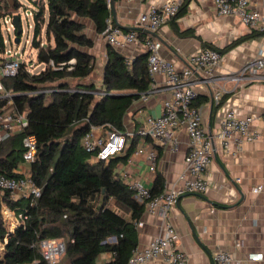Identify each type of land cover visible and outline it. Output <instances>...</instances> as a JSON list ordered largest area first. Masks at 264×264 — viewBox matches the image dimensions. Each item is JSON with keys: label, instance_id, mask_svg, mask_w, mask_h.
Instances as JSON below:
<instances>
[{"label": "trees", "instance_id": "trees-1", "mask_svg": "<svg viewBox=\"0 0 264 264\" xmlns=\"http://www.w3.org/2000/svg\"><path fill=\"white\" fill-rule=\"evenodd\" d=\"M31 1L35 4L31 13L36 63H44L46 67L33 73L30 63L20 61L17 75L1 78L5 89L12 94L15 109L27 112L29 126L0 143V173L20 175L23 137L33 134L37 152L28 168L42 193L36 199L30 196L12 201L9 191L0 192V240L4 241L8 233L2 205L17 208L29 216L25 225L8 236L0 264H25L41 259L38 243L43 238L65 239L66 253L59 264H97L104 252L113 253L106 264H126L137 245L136 224L146 204L134 196L116 167L121 158H129L139 137L130 139L123 154L95 162L83 149L81 139L92 125L125 129V115L151 85L148 54H140L129 62L108 43L101 85L97 86L96 58L90 52L95 40L87 33V21L91 20L96 32L102 35L111 17L110 0ZM23 7L21 0H13L12 4L9 0H0L2 54L8 48L3 18L18 13L22 23ZM184 9L180 8L177 16ZM173 26L180 35L191 33ZM14 32L17 36V31ZM137 32L140 37L147 34ZM252 36L251 33L238 37L223 48L204 45L223 54ZM50 61L60 67L53 68ZM7 102L8 98L0 97V109ZM153 182L152 192H161L165 188L163 173L157 172ZM111 236L117 240L109 242Z\"/></svg>", "mask_w": 264, "mask_h": 264}, {"label": "crops", "instance_id": "crops-1", "mask_svg": "<svg viewBox=\"0 0 264 264\" xmlns=\"http://www.w3.org/2000/svg\"><path fill=\"white\" fill-rule=\"evenodd\" d=\"M166 1L115 0L116 19L109 4L111 20L124 26H139L137 21L143 11L153 6L160 7ZM177 1L180 8H185L184 12L163 24L156 32L162 42L161 55L174 62L178 70L189 67L191 55L206 48L205 43L223 48L238 37L253 34L224 52L208 78L196 81L197 96L194 103L198 104L203 126L209 133L215 135L224 112L235 108L241 116L259 115L251 123V129L256 130L259 136L254 141H245L240 150L235 140L231 141L229 150H225L216 140L214 159L207 172L208 189L203 193L181 196L168 212L167 217L179 234L176 245L188 254L186 264H214L213 256L219 250L229 251L233 255L232 264H264V260L248 259L251 252L264 253V190L254 191L255 187L264 185V79L244 78L237 82L226 78L237 73L249 60L264 57V32L260 30V24L249 26L237 15L219 16L213 0ZM251 5L264 12V0H251ZM174 24L179 30H190L191 33L178 34ZM87 33L95 40L90 52L96 58V63L100 64H97L100 68L97 83L101 85L108 42L96 32L91 20L87 21ZM139 38L138 42L117 49L129 59L147 53L142 43L144 36ZM155 81L157 87L143 104L149 113L158 116L162 113L163 101L171 95V91L163 86L164 75H156ZM222 87L226 88V92L221 103L216 104L214 97ZM130 110L124 119L127 126L133 127L135 124ZM177 138L179 147L176 151L157 146L159 161L156 173H163L165 187L173 186L185 169L189 146L185 128L177 130ZM119 164L123 166L121 174L138 178L149 187L153 186L156 173L150 172L144 156L133 158L132 161L121 158ZM23 167L29 171L28 166L22 163L19 168L23 170ZM141 221L142 224H136V238L137 245L143 246L161 233L164 220L161 214L152 213L146 208ZM112 258L111 252H104L97 264H106ZM147 264L166 262L159 258Z\"/></svg>", "mask_w": 264, "mask_h": 264}, {"label": "built area", "instance_id": "built-area-1", "mask_svg": "<svg viewBox=\"0 0 264 264\" xmlns=\"http://www.w3.org/2000/svg\"><path fill=\"white\" fill-rule=\"evenodd\" d=\"M214 8L219 16L237 15L242 22L249 26H257L264 32V12L251 5V0H213ZM180 10V3L177 0H167L160 7H150L143 11L138 18V25L144 29L157 31L163 24L177 16ZM28 12H25L27 15ZM4 27L7 32L16 30L13 23V14H7L3 18ZM105 40L113 46L121 47L139 41V34L136 30H127L108 20V27L102 34ZM143 45L148 54V72L151 77V85L147 92L143 93L140 99L136 100L130 110L133 123L132 126L125 124V129H118L112 125H92L82 139L83 149L91 155L92 161H107L112 157L123 154L129 146L131 138L138 136L139 140L132 154L130 161L136 157L144 156L147 160L149 170L156 173L159 161L158 145L169 147L176 151L179 147L177 130L185 128L189 137L188 151L185 156V169L180 174L173 186L165 187L161 192L154 194L151 187L145 185L138 178L129 177L120 173L123 166L120 164L116 171L133 190L134 196L144 201L148 211L159 213L164 223L161 233L154 236L150 242L140 246L136 245L126 264H147L155 259H162L166 264H186L188 254L178 249V231L169 221L167 215L177 200L186 194L203 193L208 189L209 182L207 172L214 159L216 140L225 149H230V143L235 140L238 149L242 148L245 141L251 142L258 138L259 133L251 129V123L259 117L258 114H247L241 116L235 108H229L224 112L218 131L209 133L203 126L201 110L194 104L197 92L195 83L197 80L208 78L217 65L222 53L215 48H202L193 53L190 57L189 67L178 70L174 62L161 55L162 42L156 36L147 33ZM8 43V39L5 40ZM15 55L17 51L7 48L4 55L6 60L0 64V97L8 98L7 106L0 109V143L9 135L23 131L29 126L27 112H18L12 100V94L7 91L1 81L4 76H15L20 69V60L16 57L7 59L8 55ZM129 62L131 59L127 58ZM32 68V63H30ZM50 66L58 68L53 61ZM264 57H256L246 62L235 74L226 76L233 81H241L244 78L264 79ZM158 74L164 75L163 86L170 89L171 95L162 103V113L154 116L144 106L151 93L157 87L155 77ZM226 88L222 87L215 95L214 102L220 104ZM23 164L30 165L36 158L37 139L33 134H25L23 137ZM18 177L8 176L0 173V192L9 191L12 201L21 197L41 196V187L35 184L29 171H22L18 168ZM181 182L180 185L177 184ZM264 190V185L254 188L259 192ZM13 215L12 226L2 243V254L5 251L8 236L18 227L26 224L29 216L26 212L17 208L9 207ZM4 224L6 220L2 212ZM137 224H142L139 220ZM117 240L111 236L108 241ZM38 247L41 259H35L25 264H59L66 253L67 243L64 238H43L39 241ZM113 254V253H112ZM251 261L264 260L263 252H251L248 254ZM234 257L229 251L219 250L213 256L214 264H232Z\"/></svg>", "mask_w": 264, "mask_h": 264}, {"label": "rangeland", "instance_id": "rangeland-1", "mask_svg": "<svg viewBox=\"0 0 264 264\" xmlns=\"http://www.w3.org/2000/svg\"><path fill=\"white\" fill-rule=\"evenodd\" d=\"M11 2V4L13 3V0H9ZM23 2V4L25 5V7H23L21 9V13H22V23H23V33L20 37V42L17 44L15 42V38H16V34L14 32V30H10V32L5 31V35L8 39V48H13L15 51H17L16 56L15 55H8L7 59L9 60L11 57L13 58H18L20 61H26L28 63H32V71L33 73H39L42 70L45 69L46 65L44 63H36V48L32 45V36H33V17H32V8H34L33 6V2H31V0H21ZM28 12L27 15H25V10ZM44 40V39H43ZM45 41V40H44ZM5 61V57L4 54H2V52L0 51V64L3 63ZM99 64V63H97ZM98 66V65H97ZM100 66V64H99ZM100 75V68H96V73L94 74V79L98 82L99 76ZM99 86L100 84L97 83ZM22 170V169H21ZM24 172H26V170H23ZM2 212L4 214V218H5V222H6V227L10 230V226H12L13 223V219L12 216L13 213L12 211L9 209L8 206L2 205ZM0 251H2V243L0 240ZM1 254V252H0Z\"/></svg>", "mask_w": 264, "mask_h": 264}, {"label": "water", "instance_id": "water-1", "mask_svg": "<svg viewBox=\"0 0 264 264\" xmlns=\"http://www.w3.org/2000/svg\"><path fill=\"white\" fill-rule=\"evenodd\" d=\"M110 6H111V8L113 9V12H114V17H115V19H116V12H115V0H110ZM13 23H14V25H15V27H16V31H17V36H16V38H15V42L18 44L19 42H20V36H19V34H21L22 33V30H23V28H22V23H21V17H20V15L18 14V13H14L13 14ZM118 26H120L121 28H123V29H126V30H136V31H144V32H146V33H150V34H152V35H154V36H156L157 38H159V39H161L159 36H158V34H157V32H155V31H151V30H147V29H144L143 27H140V26H124V25H122V24H117ZM179 200V199H178ZM178 200H177V202H178Z\"/></svg>", "mask_w": 264, "mask_h": 264}]
</instances>
